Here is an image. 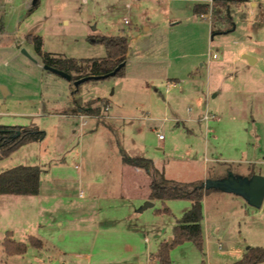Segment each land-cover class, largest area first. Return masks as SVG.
<instances>
[{
    "label": "rangeland",
    "instance_id": "374dc122",
    "mask_svg": "<svg viewBox=\"0 0 264 264\" xmlns=\"http://www.w3.org/2000/svg\"><path fill=\"white\" fill-rule=\"evenodd\" d=\"M31 6L7 9L5 18L13 36H40L44 52L103 57L105 45L96 39L126 34L135 53L123 75L80 85L79 97L88 99L81 105L100 96L105 102L94 104L101 109L95 114L107 106L117 115L100 121L75 115L72 83L44 69L32 43L17 54L0 52V83L9 91L4 97L0 90V124L33 123L45 131L22 150L24 159L20 153L0 160V172L23 162L43 168L40 195L10 194L15 205L3 208L0 264H147L149 255L150 264H234L249 247H264V202L256 208L211 189L203 200V250L185 241L162 263L155 254L191 201L149 200L150 176L126 160H169L166 176L183 182L230 171L264 175V164L248 161L264 156V127L252 120V114L264 119V78L243 57L264 50V12L246 19L231 7V18L213 23L210 13L194 15L192 0H32ZM167 78L177 82L169 93ZM206 104L209 132L206 122L186 121ZM7 221L17 238L31 234L42 247L8 255Z\"/></svg>",
    "mask_w": 264,
    "mask_h": 264
},
{
    "label": "trees",
    "instance_id": "16d2710c",
    "mask_svg": "<svg viewBox=\"0 0 264 264\" xmlns=\"http://www.w3.org/2000/svg\"><path fill=\"white\" fill-rule=\"evenodd\" d=\"M233 0H213L212 17L213 23L231 18L229 9ZM193 11L195 14L203 16L209 13V5L206 2H196ZM0 30H3V24L0 23ZM26 40L32 43L37 55L41 58L43 64H47L63 70L72 75L70 81L73 85L72 97L73 103L78 110L100 113L99 107H94L98 101L105 102L102 98H97L81 105L79 97L80 86L75 87L74 81L82 77L89 76L90 80H95L93 76H101L115 69L121 62L125 65L115 74L123 75V69L129 58L130 44L126 34H118L114 36H102L96 41L105 45L106 55L103 57L93 58H68L56 56L51 53L44 52L42 49V38L37 35L27 34ZM106 106V105H105ZM107 108V106H106ZM45 137V131L35 124L29 125H7L0 124V159L9 157L22 146L38 141ZM127 162L144 168L152 175L150 184V199H160L163 202L169 199H188L191 201L190 208L176 220L173 228V236L171 240L161 243L158 248L156 257L162 263L170 262V250L177 244L185 241L194 242L201 250H203V198L211 189H205L203 181L181 182L171 180L165 177L164 172L155 168L152 159L147 157L126 158ZM228 170H231L230 168ZM43 168L40 165H24L19 164L11 168H7L0 172V195H37L41 187V174ZM255 174L251 172L249 176ZM227 173L218 174L212 178H221ZM211 177V176H210ZM163 211H168L164 208ZM32 244L38 248L42 247V241L34 236H29L27 241H18L13 237L12 231H7L3 240V245L8 255H21L27 251L28 245ZM264 263V247H249L243 254L242 258L234 264H262ZM202 264H206L205 261Z\"/></svg>",
    "mask_w": 264,
    "mask_h": 264
},
{
    "label": "crops",
    "instance_id": "0c3cea01",
    "mask_svg": "<svg viewBox=\"0 0 264 264\" xmlns=\"http://www.w3.org/2000/svg\"><path fill=\"white\" fill-rule=\"evenodd\" d=\"M31 1L32 0H0V23L3 24V30H0V52L12 51L13 54H17V52L19 53L20 48H22L25 44L29 43L26 40V36L24 38H20L17 35L16 36H13V32L10 30L9 25L7 24V20H6L5 17L8 16L7 9H9L11 11H15V10H19V9H22L23 10L25 8L26 9H29V8L31 9V7H32L31 6ZM192 1H193V6H192V11H193L194 5L196 4L197 1L196 0H192ZM233 1L234 2L232 3L231 7H233V8L236 7V11H237L236 13H238V14L240 13V16L242 18L249 19L250 17L256 16L258 14V12H264V0H233ZM198 2L202 3V1H199V0H198ZM231 7H230V9L228 11V12H230V14L232 12ZM193 13H194V11H193ZM194 15H197V14L194 13ZM203 16L206 17L207 14L206 15H203ZM3 18H5V19H3ZM221 22L224 23V20H222ZM235 30H237V24L236 23H234V26H233V28L230 31H235ZM218 33H226V31H220ZM134 53L135 52L131 51V49H130L129 58H128L127 63H126L127 66H128V64L130 62L131 56ZM260 53L262 54V56H261V54L260 55L259 54L251 55V54H247V53L244 52L243 53V57L245 58V61L247 60L246 62L248 64L247 65L248 68H253L256 71L257 70L258 71H261L262 72V77L264 78V63L262 64V67L261 68L260 67H257V65L259 64V61L261 60V57H264V50H261ZM246 55H248V56L251 57V61H249L246 58ZM216 57H213V58H216ZM37 62H39V61H37ZM263 62H264V58H263ZM39 63L41 65H43V63L41 61V58H40V62ZM245 65H246V63H245ZM166 82L168 83V85L166 87V93H169L172 88H174V87L177 86V82H176L175 79L167 78V81ZM1 85H4V84L0 83V86ZM5 88H6V95H4V97H6L7 95H9V91H8V89H7L6 86H5ZM260 91H264V89L263 90H260ZM261 94L264 95V92H261ZM115 95H116V93H115ZM93 98H101V97L100 96H96V97H93ZM82 99L83 100H88V99H84V98H82ZM206 109H207V104L203 107V110L205 112H202L200 114V116H198L197 118L190 117L186 121L192 123V125H194L195 123L196 124H199V126H201V123L206 122V124H205L206 125L205 131L206 132L207 131L209 132V128L207 126H208V120L210 119L211 115H209L208 113H206ZM88 111H89V108L87 110H85V111L78 110V111H75V115H78V116L81 117V115L84 112V113H86L88 115L86 118L92 117V118L98 119L100 121H104V120H107V119H114V118L117 117V115L114 112H112V113L109 112L110 111L109 108H106L104 114H101L99 116L97 114H95V113H91V112H88ZM252 113H253V111H252ZM145 117L147 118L149 116H146L145 115L144 118ZM214 119L219 122L221 120V117L218 116V115H216ZM174 120L177 121V122L179 121L177 118H175ZM252 120H253L254 126H256V127L259 128V126L262 125L264 127V119L255 118L254 114H252ZM97 123H99V122L97 121ZM9 125H11V124H9ZM14 125H18V124H14ZM196 127L197 126H194V127L192 126L191 128L189 127L188 128V131L194 133ZM33 143L34 142H31V143H28V144L22 146L20 149H18L17 151H15L9 157L14 156V155H17V154H20L22 152V150H26L25 148H27L28 146H30ZM25 153H26V151H24V153H21V157L23 159H24L23 155ZM9 157H7V158H9ZM152 161H153V164H154L155 168H157L158 170L164 172L165 177L168 178V179H170L169 177L166 176L167 167H169V165H170L169 164V160H162V161L158 162L159 161V158H152ZM248 161L250 163H252V162L256 163V161H257L260 164H264V156H262V157L256 156V160L255 161L254 160H250V159H248ZM158 163H160V164H158ZM21 164H24V165H34V164H29V163L28 164H25L24 162L21 163ZM17 165H19V164H17ZM135 167L142 168V167H139L137 165H135ZM146 173L150 176V184H151V182H152V175L150 173H148L147 171H146ZM206 178H207V176H206ZM172 180H174V179H172ZM181 182H183V181H181ZM218 192H224V191H218ZM40 193H41V187H40V192L37 195H18V196L21 197V198H24V196H39ZM150 193H151V188H150ZM150 193H149V200H151L150 199ZM225 194H233V193L226 192ZM22 200H25V199H22ZM203 200H204V198H203ZM11 204L12 205H15V200L12 199V197H10V194L0 195V224H1V221H3V219H5V217H4V209L6 207L10 206ZM148 206H150V205H148ZM11 215H14L15 216V211L13 210V208H12V211L9 214V216H11ZM7 222H8V224H6V225H8V226H5V227H7V229L5 231V234H6L7 231H12L13 237L16 240L23 241V240H20V238H17L16 237V233L18 231V230H16L17 228L15 226H13V224H10V221H7ZM22 231L24 232V235L25 234L28 235L29 234L28 231H30V230H29L28 227L23 226L22 227ZM29 236H31V234L27 236V239H28ZM147 259L149 260V262L147 264L152 263V259L153 258L150 255L147 256ZM141 264H144V262H142Z\"/></svg>",
    "mask_w": 264,
    "mask_h": 264
},
{
    "label": "water",
    "instance_id": "95a60500",
    "mask_svg": "<svg viewBox=\"0 0 264 264\" xmlns=\"http://www.w3.org/2000/svg\"><path fill=\"white\" fill-rule=\"evenodd\" d=\"M22 52L32 58L34 61H36V59L32 57L29 53H27L25 49H22ZM246 58L251 61L250 56L246 55ZM124 65L125 62H121L111 72L101 76H93L92 78L98 80L114 76ZM43 67L44 69L54 72L69 81L72 80V75L63 70H60L56 67L47 64H43ZM90 79L91 77L86 76L75 80L73 83L75 87H79L82 83ZM0 89L3 92V95H6L5 86L1 85ZM203 186L205 187V189H217L220 191L239 195L244 198L248 204L256 208H260L264 202V175L253 174L251 176H242L234 174L230 171L227 173L226 176L221 178H207L203 182Z\"/></svg>",
    "mask_w": 264,
    "mask_h": 264
},
{
    "label": "built area",
    "instance_id": "2783aa9c",
    "mask_svg": "<svg viewBox=\"0 0 264 264\" xmlns=\"http://www.w3.org/2000/svg\"><path fill=\"white\" fill-rule=\"evenodd\" d=\"M202 2H206V3H208V5H209V13L211 14V13H212L213 0H202ZM209 13H208V14H209ZM213 57H216V54H214ZM87 116H88V115H86V114H82V115H81V118H84V117L86 118ZM85 118H84V119H85ZM86 123H87L86 120L83 121V122H82V126L85 125ZM159 137L162 138L163 136H162V135H159Z\"/></svg>",
    "mask_w": 264,
    "mask_h": 264
}]
</instances>
